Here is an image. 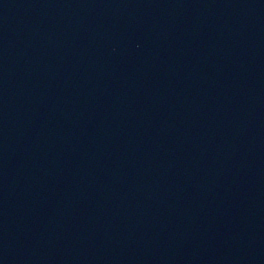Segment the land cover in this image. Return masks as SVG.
<instances>
[{"label": "water", "instance_id": "1", "mask_svg": "<svg viewBox=\"0 0 264 264\" xmlns=\"http://www.w3.org/2000/svg\"><path fill=\"white\" fill-rule=\"evenodd\" d=\"M0 264H264V0H0Z\"/></svg>", "mask_w": 264, "mask_h": 264}]
</instances>
